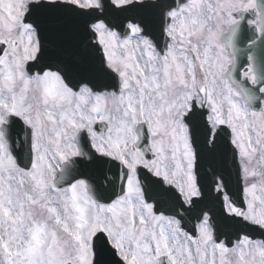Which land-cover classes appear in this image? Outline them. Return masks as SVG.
<instances>
[{
	"label": "snow or ice",
	"instance_id": "obj_1",
	"mask_svg": "<svg viewBox=\"0 0 264 264\" xmlns=\"http://www.w3.org/2000/svg\"><path fill=\"white\" fill-rule=\"evenodd\" d=\"M0 264H264V0H0Z\"/></svg>",
	"mask_w": 264,
	"mask_h": 264
}]
</instances>
